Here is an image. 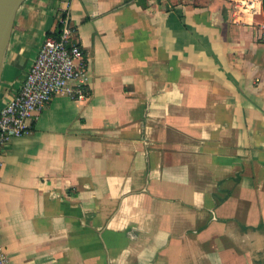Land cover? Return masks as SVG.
<instances>
[{"label":"crops","instance_id":"1","mask_svg":"<svg viewBox=\"0 0 264 264\" xmlns=\"http://www.w3.org/2000/svg\"><path fill=\"white\" fill-rule=\"evenodd\" d=\"M67 12L83 99L3 146L8 264H264V17L228 0H23L0 108Z\"/></svg>","mask_w":264,"mask_h":264},{"label":"built area","instance_id":"2","mask_svg":"<svg viewBox=\"0 0 264 264\" xmlns=\"http://www.w3.org/2000/svg\"><path fill=\"white\" fill-rule=\"evenodd\" d=\"M228 1L234 22H249L257 14L264 17V0ZM57 16L58 33L43 40L19 90L0 108V167L3 146L13 136L29 132L33 115L55 94L66 91L76 99H83L87 94V61L79 43L72 40L75 27L67 12ZM0 264H8L1 245Z\"/></svg>","mask_w":264,"mask_h":264},{"label":"water","instance_id":"3","mask_svg":"<svg viewBox=\"0 0 264 264\" xmlns=\"http://www.w3.org/2000/svg\"><path fill=\"white\" fill-rule=\"evenodd\" d=\"M23 0H0V77L17 9Z\"/></svg>","mask_w":264,"mask_h":264},{"label":"trees","instance_id":"4","mask_svg":"<svg viewBox=\"0 0 264 264\" xmlns=\"http://www.w3.org/2000/svg\"><path fill=\"white\" fill-rule=\"evenodd\" d=\"M57 33H58V32H57ZM57 33H56V34H57Z\"/></svg>","mask_w":264,"mask_h":264}]
</instances>
